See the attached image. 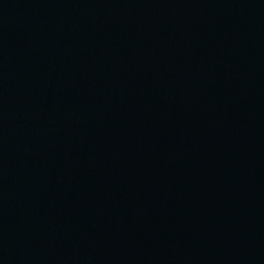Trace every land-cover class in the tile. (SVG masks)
<instances>
[{"label": "water", "instance_id": "1", "mask_svg": "<svg viewBox=\"0 0 264 264\" xmlns=\"http://www.w3.org/2000/svg\"><path fill=\"white\" fill-rule=\"evenodd\" d=\"M250 65L248 182L240 264H264V0H246Z\"/></svg>", "mask_w": 264, "mask_h": 264}]
</instances>
